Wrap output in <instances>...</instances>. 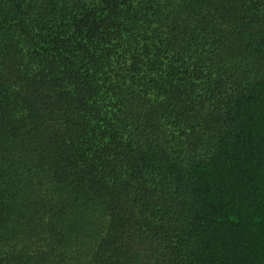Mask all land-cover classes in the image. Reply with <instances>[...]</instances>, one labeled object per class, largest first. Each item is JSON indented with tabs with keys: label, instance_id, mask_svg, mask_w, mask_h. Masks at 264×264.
I'll use <instances>...</instances> for the list:
<instances>
[{
	"label": "trees",
	"instance_id": "trees-1",
	"mask_svg": "<svg viewBox=\"0 0 264 264\" xmlns=\"http://www.w3.org/2000/svg\"><path fill=\"white\" fill-rule=\"evenodd\" d=\"M0 264H264V0H0Z\"/></svg>",
	"mask_w": 264,
	"mask_h": 264
}]
</instances>
